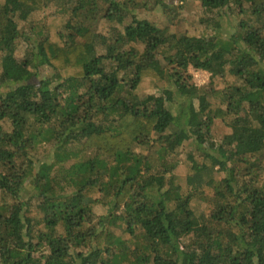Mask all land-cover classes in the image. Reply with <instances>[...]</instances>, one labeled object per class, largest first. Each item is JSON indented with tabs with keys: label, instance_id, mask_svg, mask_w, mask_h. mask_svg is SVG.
Instances as JSON below:
<instances>
[{
	"label": "trees",
	"instance_id": "trees-1",
	"mask_svg": "<svg viewBox=\"0 0 264 264\" xmlns=\"http://www.w3.org/2000/svg\"><path fill=\"white\" fill-rule=\"evenodd\" d=\"M195 1L237 31L175 33L144 0H0V264H264V0ZM50 5L18 59V20ZM190 67L238 83L200 91ZM144 79L166 86L139 96ZM187 141L201 158L182 183Z\"/></svg>",
	"mask_w": 264,
	"mask_h": 264
},
{
	"label": "rangeland",
	"instance_id": "rangeland-1",
	"mask_svg": "<svg viewBox=\"0 0 264 264\" xmlns=\"http://www.w3.org/2000/svg\"><path fill=\"white\" fill-rule=\"evenodd\" d=\"M145 5L141 4L137 6L134 12L145 17L155 25L169 26V29L175 33H186L189 35H211L217 37L222 42L227 41L230 36L236 32L240 17L236 15L235 12L231 13L229 9L224 10L222 15L218 18V24L212 23L206 25V21L210 18L217 17L215 12H206L200 3L195 0H165L162 1V6L154 4L153 0H144ZM60 9L57 5H50L44 10L33 12L29 15L26 20H18V25L23 38L18 41L16 49V57L22 59L24 51L26 49V41L23 40L26 36L35 35L36 31H45V27L51 20L52 16H58ZM57 14V15H56ZM246 19V17H243ZM105 25L102 23L100 25ZM116 25V24H115ZM107 25L103 28L107 29ZM34 30V31H33ZM25 34V35H24ZM192 76V83L199 88L200 91H209L211 89H225L232 84L238 83L235 76L229 73H225L223 76L211 75L209 72L201 69L189 68L188 71ZM37 75L40 77L52 78L54 82L58 80L51 68H39L37 69ZM13 86V85H12ZM166 86L165 82H153L149 79H144L137 88V94L139 96H146L148 94L158 95L161 93L162 89ZM10 88V86L5 87ZM198 90V91H199ZM213 104L217 105L218 101L216 99H210ZM210 141L218 143L225 134L230 132V128L226 126L221 120L215 119L210 123ZM193 154L197 160H200V155L197 150H195L194 145L191 141L184 142V144L177 150L175 154V159L178 160V166L175 168L174 173L182 183L184 178L189 172V160L188 155ZM33 159L36 158L48 159L53 155V149L45 144H41L37 147L35 152L31 153ZM222 173L216 174V178H221ZM30 189V188H28ZM27 189V196H29V191ZM1 195V194H0ZM97 197V192L94 194ZM1 201V196H0ZM7 201H10L7 199ZM95 215L104 214L105 207L101 204H95L94 207ZM118 233L124 235L121 229H117ZM126 236V235H124Z\"/></svg>",
	"mask_w": 264,
	"mask_h": 264
}]
</instances>
